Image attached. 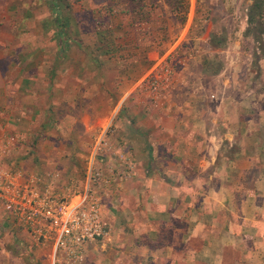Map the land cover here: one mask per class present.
<instances>
[{
	"label": "crops",
	"instance_id": "1",
	"mask_svg": "<svg viewBox=\"0 0 264 264\" xmlns=\"http://www.w3.org/2000/svg\"><path fill=\"white\" fill-rule=\"evenodd\" d=\"M118 1L121 10L112 17L119 22L109 27L116 47L107 48L103 69L94 75L95 96H105L106 107L93 110L108 114L109 120L89 121L83 115L78 122H68L70 130L77 126L81 133L70 139L75 142L72 147L79 142L95 146L87 161L85 185L78 179L62 184L58 178L56 168L65 161L59 151L64 123L56 124V135L42 132L45 107L38 97L44 87L88 91L92 84L84 77H91L92 71L80 74L95 58L74 41L64 85L60 74L54 75L56 70L53 77L43 73L47 52L42 50L47 47L37 36L40 26H27L21 18L0 30V170H10L17 180L36 177L70 200L84 187L107 226L101 239L84 246L86 264H97L99 259L101 264H264V121L251 119L245 101H234L228 89L208 87L215 75L202 71L200 55L195 45L186 43L185 33L167 46L157 47L150 40L155 34L153 22L171 15L165 2L136 10L147 17L138 26L129 24L136 15L129 0ZM8 10L1 1L0 17L9 16ZM104 10H98L100 15ZM23 12L16 17L26 16V4ZM94 15L99 16L97 10ZM138 30L147 32L143 41ZM57 42L53 61L62 48ZM87 45L92 43L81 47ZM100 46L105 51V44ZM173 56L178 64L170 62ZM167 57L174 69L172 86L153 96L139 82L157 60ZM258 106L262 113L264 107ZM25 129L30 131L27 136ZM70 130L68 136L74 135ZM1 212L31 239L26 227L0 205ZM99 242L95 262L89 255L92 250L85 247ZM55 252L53 248L50 253L54 258ZM1 256L16 258L2 247Z\"/></svg>",
	"mask_w": 264,
	"mask_h": 264
},
{
	"label": "rangeland",
	"instance_id": "2",
	"mask_svg": "<svg viewBox=\"0 0 264 264\" xmlns=\"http://www.w3.org/2000/svg\"><path fill=\"white\" fill-rule=\"evenodd\" d=\"M1 1H3L4 8L9 9V16L0 17V30L6 31V27L11 24V20L16 19V22H18L21 18L25 21L27 26L38 25L41 27L39 31H42V33L38 32L37 36L40 37L42 46L47 47L42 50V53L47 52L43 57L44 75L51 72V77H53V72L56 70L54 75L60 74L59 78L61 79V83L67 85L68 81L66 74L67 68L70 66L66 60L68 57L67 55L70 53L69 48L73 46L74 41L78 42V44H76L77 48L82 52L85 50L87 54L91 53V57L95 58V61L89 59L90 66L84 65L83 71L80 74L83 76V72L87 73L92 71L90 73L91 77L83 76L86 80L89 79L92 84V87L88 91L82 89L86 95H84L83 91L78 87H76L74 91H71V89H68V86H66L65 89L59 91H53L49 88L46 90L44 87L38 97V100H40L45 107V117L43 118L44 127L41 131L50 135L56 131V133H54V135H56L58 129L54 127H56L57 123H64V125H60L65 135L59 137L64 138L59 139L61 141L59 144H62V148L59 149V151L61 152V156L65 157V161L62 166L56 168V172L59 174L58 178H60L62 184L65 180L71 181L72 179L74 182L75 179H78L81 181L80 185H85L88 181L85 170H87V172L89 171L87 161H89L90 152L94 150L95 146L93 147V144L90 142H86L87 145L85 142H79L77 146L72 147L71 144L75 142H71L70 139H77L81 133L78 132L77 126L75 128L76 130H70L69 127L72 126V124L68 125V122H78L83 115H88L89 121L96 120L97 117H99L100 120H102L103 117L104 119L106 118V121L109 120L107 119L108 114L100 111L95 112L93 110L95 107L97 109H101L102 106L106 107L105 96L102 97L100 94L95 96L98 92L94 91L97 81L94 75L95 72L103 69L101 59L104 53L99 48L100 44L111 43L110 39L106 40L107 34L101 31V24L97 23V20L101 19L98 10H104V8H101L100 4L105 3L107 0H82L83 4L80 0H59V2H57V0ZM116 1L118 3L116 4V8H120L119 1ZM134 1H137V3ZM159 2H165L167 4L171 15L158 17V19L153 22V32H155V34H152L153 36L150 37V40L154 41L157 47H162L167 46L169 43H173L179 35L181 36L185 33L186 43L195 45L200 55L201 61H199L202 71L207 74L215 75L213 83L212 81L207 82L208 87L217 90L219 88L228 89V92H231L230 94L234 96V101L239 99L240 101H245V110L249 112L248 114H250L251 119H262L264 121V111L258 113V111H262L258 105L264 107V10L262 13L263 29L260 32L262 45L259 47V45L253 41L252 33H245L246 12L250 0H187L186 11H183L182 7L178 10L171 9L172 5L170 6L166 0H156L155 2H148L147 0H129L127 5L130 7L131 11L136 14V17L130 18L129 24H131V22L138 24V26L145 24L147 17L143 16V13H137L136 10H146L153 5L157 6ZM25 4L28 12L26 16L21 15V17H16L17 13H24ZM95 10H97L99 16L94 15ZM73 12H77L76 15H74ZM34 14H36L37 17H35ZM75 16H77V18H75ZM180 16L185 17L182 23L179 22ZM62 17H64L66 22L65 27L69 36L64 45H62L61 50H56V62L51 60V57L54 54L53 50L55 45H58L56 31ZM107 19L111 22V25L119 22L117 17L113 18L111 16L110 18L107 17ZM33 30L36 31V29ZM146 35V31L140 32L138 30L137 32V37H140L139 39L141 41H143V37ZM30 37L31 35H29V39ZM220 40H222L221 43L219 42ZM88 42L92 43L90 47L89 45H87L88 48L86 49L81 47L82 44H87ZM195 48L193 47V49ZM176 59V56H173V60L172 57L169 58L170 62L178 64V60L176 61ZM197 66L198 65H195L194 67L196 68ZM64 74L65 78L62 79ZM69 130L71 132L73 131L74 135L68 136ZM29 133L30 131L25 129V136ZM93 137L94 135L91 137L92 140ZM83 139L82 136L81 140ZM57 146L58 142L56 144V147ZM68 150L70 151L68 152ZM72 150L77 151L79 154H72ZM4 171L0 170L1 176L5 173H11L10 170L7 172ZM71 171L74 173L71 174ZM75 183L77 184V182ZM83 191L84 187L74 194L78 195L83 193ZM74 200H77L75 196L71 198L72 202ZM6 217L7 216L3 212L0 213V221H2V226H0V247L10 250L11 254L16 258L12 260V257L3 258L1 256L0 261L7 259L9 261L8 263L11 264L15 262L17 264H51L52 261L55 264H86L85 257H83L84 248L77 257L67 256L62 254L60 250H55L54 258L50 254L53 252V246L50 242H35L32 238L30 239L25 235L20 225ZM91 247H85V249L92 250L89 252V255L97 253L95 250L100 249V242L99 244H95V247ZM112 247L117 248V246ZM2 253L4 252L2 251ZM58 259L60 260L58 261ZM97 259L98 257H94L93 255V260L95 262H97ZM101 261L102 259H99L97 264H101Z\"/></svg>",
	"mask_w": 264,
	"mask_h": 264
},
{
	"label": "built area",
	"instance_id": "3",
	"mask_svg": "<svg viewBox=\"0 0 264 264\" xmlns=\"http://www.w3.org/2000/svg\"><path fill=\"white\" fill-rule=\"evenodd\" d=\"M174 69L166 58L157 60L139 86L155 96L172 86ZM77 200L58 195L36 177L16 179L0 175V205L24 225L37 243L50 242L54 250L77 257L84 246L107 232L97 202L83 192Z\"/></svg>",
	"mask_w": 264,
	"mask_h": 264
},
{
	"label": "trees",
	"instance_id": "4",
	"mask_svg": "<svg viewBox=\"0 0 264 264\" xmlns=\"http://www.w3.org/2000/svg\"><path fill=\"white\" fill-rule=\"evenodd\" d=\"M108 1V2H107ZM105 3L100 4L101 8H105L104 13H101V19L97 20L98 24H101V31L104 32V34H107L106 40L110 39L111 43L105 44V51H102L104 54L107 52V48L115 50V44L113 43V39L115 38V34L109 29L111 26V22L107 19V17H111L115 15L116 12L120 11L121 9L116 8L117 1L116 0H107ZM168 4L171 6V9L178 10L180 7H182L183 11H186L187 9V0H166ZM137 3V1H134ZM129 7V6H128ZM130 8V7H129ZM264 10V0H250L247 12H246V28L245 33L250 34L252 33V39L255 43L261 47V40H260V32L263 29V22H262V13ZM133 12V11H132ZM136 17V16H134ZM179 22L182 23L184 20V16L179 17ZM65 20L64 17H62V20L59 22L58 29L56 31V37L57 40H59V44L64 45L65 41L68 39L69 33L65 27ZM104 29V30H103ZM222 40L219 42L221 43ZM111 44V45H110ZM100 49L102 46L99 47ZM94 59V58H93ZM82 178V174H81Z\"/></svg>",
	"mask_w": 264,
	"mask_h": 264
}]
</instances>
